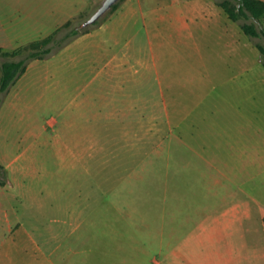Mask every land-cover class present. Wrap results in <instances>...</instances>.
I'll list each match as a JSON object with an SVG mask.
<instances>
[{
    "label": "rangeland",
    "instance_id": "1",
    "mask_svg": "<svg viewBox=\"0 0 264 264\" xmlns=\"http://www.w3.org/2000/svg\"><path fill=\"white\" fill-rule=\"evenodd\" d=\"M103 1L46 0L8 41L80 31L0 102L19 168L2 172L0 243L18 209L22 264H264V37L242 28L264 16L119 0L81 28Z\"/></svg>",
    "mask_w": 264,
    "mask_h": 264
},
{
    "label": "trees",
    "instance_id": "2",
    "mask_svg": "<svg viewBox=\"0 0 264 264\" xmlns=\"http://www.w3.org/2000/svg\"><path fill=\"white\" fill-rule=\"evenodd\" d=\"M225 9L230 19L238 21L242 18L261 19L264 16V0H215ZM70 25L68 20L64 25L58 27L53 33L23 44L12 50H5L0 46V102L3 96L28 68L31 60L44 59L53 52L66 46L70 41L80 34L77 29H71L65 34L60 32ZM242 28L251 36H263L264 28L258 29L254 23L244 22ZM264 54V46L257 44ZM2 165L0 164V182L6 179L2 177Z\"/></svg>",
    "mask_w": 264,
    "mask_h": 264
},
{
    "label": "crops",
    "instance_id": "3",
    "mask_svg": "<svg viewBox=\"0 0 264 264\" xmlns=\"http://www.w3.org/2000/svg\"><path fill=\"white\" fill-rule=\"evenodd\" d=\"M44 1L46 0H0V46L1 47H3L5 50H12V49H15L23 45V44H20L12 49L6 48L8 45V41H14L18 39L20 35V31H21L19 25L23 21V18H26L28 16H34L33 12L36 10L35 8L43 4ZM24 7H28V8L32 7V8H30V11H29L28 8H24ZM25 13L26 15L24 16ZM112 58L113 60H116L117 58H119V56L114 54ZM120 59L123 60V58H120ZM125 64L126 63H121L120 65L125 66ZM92 98H94V96ZM96 98H97V95H95V99ZM102 98H103V95H101V99ZM71 123L64 120L63 129L67 130V132H72ZM78 132H80V130ZM38 144H39V141L37 140L36 142H33L31 144V147H34ZM78 146H80V143H77L76 145H73L70 143L71 149H76V147ZM4 159L0 157V164L3 167L1 168V171L9 172L10 173L9 182L17 183L18 181L17 174L19 172L17 160L16 159L4 160ZM7 182H8V179L4 183L0 182V190L2 189L7 190L9 189V187L16 186V184L11 185L10 183H7ZM4 213H5V216L7 217V222H8L7 229H8L9 235H7V237L0 243V264H22L16 252L18 251V248L22 245L21 243H22L24 224L22 220L20 219V217L18 216L19 214L18 209H13V214H15L16 216L15 219L10 218L11 212L9 210L6 209ZM27 235L30 236L29 233Z\"/></svg>",
    "mask_w": 264,
    "mask_h": 264
},
{
    "label": "water",
    "instance_id": "4",
    "mask_svg": "<svg viewBox=\"0 0 264 264\" xmlns=\"http://www.w3.org/2000/svg\"><path fill=\"white\" fill-rule=\"evenodd\" d=\"M119 0H104L99 8L80 25L81 28L87 27L98 21L111 7H113Z\"/></svg>",
    "mask_w": 264,
    "mask_h": 264
}]
</instances>
